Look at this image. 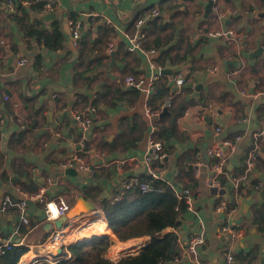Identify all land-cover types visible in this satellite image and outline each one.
<instances>
[{"label": "crops", "instance_id": "0c3cea01", "mask_svg": "<svg viewBox=\"0 0 264 264\" xmlns=\"http://www.w3.org/2000/svg\"><path fill=\"white\" fill-rule=\"evenodd\" d=\"M208 1L57 0V19H44L46 28L59 21L64 31L63 47L53 51L25 38L0 0V117L5 120L0 128V203L5 195L19 200L24 190L38 191L51 178L58 183L53 185L56 189L51 187L48 198L61 195L69 202L66 215L70 219L67 232L71 241L90 237L84 230L104 223L103 232L94 235L107 234L113 240L102 256L105 263L120 264L128 256L139 255L149 247L151 237L120 240L109 228L103 209L105 202L133 200L136 190H140L137 186L116 201L123 182L146 176L150 129L144 112L146 96L126 88L124 78L133 74L148 82L157 73L156 85L167 79L172 86L174 73L190 71L197 78L191 84L201 86L186 85L173 103H185V108L175 113L172 106L162 115L161 135L167 143L168 158L161 179L173 186L180 200L185 189L192 191L197 217L194 221L184 218L180 227L165 230L164 233H175L176 248L173 259L162 264H226L225 252L229 248L235 264H264L263 211L256 213L257 207L264 205V189L251 187L255 179L264 182V135L258 139L261 154L255 178L240 181L239 190L232 180L244 175L243 158L252 148L264 119V94L247 86L251 78L264 77V0H215L213 12L207 16ZM153 9L160 10V15L147 19ZM71 18L80 22L77 43L71 40ZM140 18H146L145 45L156 49L151 56L128 50L125 34L134 30ZM219 31L232 34L215 35ZM111 42L115 43V63L109 51ZM39 54L45 57L41 72L34 67ZM18 55L28 62L19 66ZM152 60L161 66V72L154 71ZM210 67L218 70L209 72ZM165 69L172 74H163ZM188 86L192 89L188 90ZM261 89L264 90V79ZM4 95L9 98L5 100ZM209 104L211 111L207 109ZM91 106L97 109L94 126L84 134L75 114L87 112ZM25 123L27 128L22 127ZM217 127L222 131L217 133ZM170 129L173 132L166 136L165 130ZM56 133L62 137L57 139ZM236 135L243 140L226 165V173L218 177V193L212 194L209 182L214 170L207 164L208 149ZM94 150L106 153L104 162H99L102 160L93 154ZM75 154L84 157L94 171L77 169V176L67 174L62 165ZM86 200L93 201L96 209L88 210ZM223 201L227 209L218 211ZM28 211L33 227L23 235L21 244L29 251L18 264L29 254L37 257L36 264H48L54 250L50 245H40L49 235L39 228L45 222L44 212L38 202L29 204ZM14 212L0 213V243L12 235L17 223ZM198 216L207 230V240L199 248L200 262L180 260ZM225 224L239 230L234 242L221 231ZM140 241L145 245L138 253L108 257L115 245ZM58 253L59 259L70 257L69 251Z\"/></svg>", "mask_w": 264, "mask_h": 264}, {"label": "built area", "instance_id": "2783aa9c", "mask_svg": "<svg viewBox=\"0 0 264 264\" xmlns=\"http://www.w3.org/2000/svg\"><path fill=\"white\" fill-rule=\"evenodd\" d=\"M45 2V7L41 14L55 12L57 13L60 5L57 0H23V4L28 6L34 2ZM136 1V0H135ZM2 4L4 8H6V12L8 14H20V10L15 5V0H3ZM160 10L153 9L146 18H152L160 15ZM146 18H140L135 21L134 30L131 33H126V39L129 41L128 50L129 51H138L145 55L151 56L156 52V49H149L145 45V40L147 39L148 34L144 30V22ZM109 22V21H108ZM70 29H71V40L74 43H77V39L80 36V22L74 18H71L69 21ZM227 34H232V31H219L216 32L215 35L224 36ZM115 43L111 42L109 45V51L114 50ZM28 62L26 58H23L18 55V65L23 66ZM154 71L161 72L162 68L152 60L151 62ZM158 70V71H157ZM218 70L217 67H210L207 69L209 72H216ZM158 79V74L154 73L152 78L145 82L142 78H138L133 74L127 75L124 78V85L126 88H132L139 90L145 93L146 101L144 105V112L146 117L150 123V129L147 138V151H146V176L141 178H128L123 182L122 190L120 191V195L117 196L116 201L120 200L121 197L132 187L137 186L142 192H151L154 189V179L161 178V174L165 170V163L168 158V151L166 150L162 140L159 138V126L161 125L162 115L168 111L174 102V97L177 93H181L183 88L186 85L195 83L197 79L196 76L190 71H180L174 73L172 76V92L171 95L165 100V102L161 103L158 106H153L151 103L152 96L157 92L156 81ZM263 79H250L248 81L247 86L253 90L257 91L258 94L263 93L264 90L261 89L263 86ZM8 95H4V99L7 100ZM209 111L212 110L211 105L207 106ZM96 107L91 106L87 112H77L75 114V119L80 123L84 134H87L93 126V119L96 114ZM185 115L188 114L186 111ZM246 122L247 119H244ZM5 124L4 117H0V128ZM23 128H27L28 124L25 123L22 125ZM222 131V128L217 127L216 132L219 133ZM264 135V119L262 122V129L255 133V141L252 148L246 153L243 158V165L245 167L244 175L240 178H232L233 182H236L235 186H240V181H248L249 178L254 179V174L257 172V166L260 161L261 154V146L258 142V139ZM57 139H60L62 135L60 133L54 134ZM243 137L241 135H236L232 138H225L221 143L215 144L208 149L209 161L208 165L212 166L214 170V176L211 178L209 185L210 186H218L219 181L218 177L222 174L226 173V165L231 160L232 155L236 152L237 146L240 142H242ZM93 154L102 162L105 159V152H100L94 150ZM63 168L66 170L70 167H75L78 170L93 172L94 169L91 165H89L84 157L81 155L75 154L69 160L63 163ZM58 181L52 180L48 178L45 183L39 188L37 192L30 193L27 191H22V198L19 200H13L10 195H5L0 203V213L9 214L14 210L15 215L17 216V223L13 229L12 235L10 238L2 239L0 243V254L3 253L6 249H11L14 245L21 244V242L17 243L16 237H20L21 231L20 227L25 226L28 228L27 233L32 229V221L31 216L29 214V201L38 202L41 206V209L45 215V221H56L62 216L66 215L70 206L68 200L64 196H57L55 198L49 199L47 194L50 191L53 185H56ZM260 190L264 189V182L259 181L258 187ZM181 198L185 200L187 204V211H193L197 214L194 208V197L192 191L190 189H185L181 195ZM55 204L57 209V215L51 210V205ZM227 202L223 201L219 206H217L218 211H224L227 209ZM197 217V215H196ZM199 221L197 222L195 230L189 236L187 242L183 247V252L180 260H184L187 258H191L192 261L196 263L200 262L199 256V248L206 242L207 240V230L204 225L203 219L198 216ZM69 224V223H68ZM68 224L63 226L62 228H55L53 231L49 232V235L46 239L40 243L41 246L50 245L54 250V257L51 258L47 263L48 264H56L62 259H67L69 257H65L59 259L58 258V250L60 249L64 251H68V247L74 243L71 241L70 234L67 232ZM223 233H228L230 236L231 242H234L240 235L239 230L233 228L230 225H224L221 230ZM25 233V234H27ZM226 255V264H235V256L230 248L225 252ZM32 260L33 264L38 262L36 256L30 258V260L26 261L25 264H29Z\"/></svg>", "mask_w": 264, "mask_h": 264}, {"label": "trees", "instance_id": "16d2710c", "mask_svg": "<svg viewBox=\"0 0 264 264\" xmlns=\"http://www.w3.org/2000/svg\"><path fill=\"white\" fill-rule=\"evenodd\" d=\"M15 5L20 10V14H9L8 16L24 34L25 38L35 40L42 49L57 51L63 47L65 37L60 22L55 21L51 28H46L44 19L40 17L45 2H34L25 6L23 0H15ZM4 10L6 11V8ZM158 43L159 41H157ZM44 59V55L39 54L34 62V67L39 72L42 71ZM169 82L166 79L163 84L157 83V92L151 99L153 106L165 102L168 96L171 95L172 86ZM187 88L188 90L192 89L190 86ZM107 91L109 92V90ZM116 96L121 97L120 95L114 97ZM185 106V103L174 104L172 109L175 113H178ZM173 124L175 126V120H173ZM162 131L163 128L160 125L159 138L165 146L167 143L161 135ZM172 132L173 129L165 130L166 136H170ZM261 168L264 171V161ZM259 181V179H255L251 182V187L257 188ZM223 183H226V181ZM241 185L245 186L244 183ZM26 189H28V186H26ZM154 189L145 193L137 189L135 197L131 201L122 198L114 204L105 202L103 205L108 226L120 240L127 241L144 235L151 237L148 248L137 256H128L120 264H162L170 256L169 250L172 243L176 241V236L172 231L169 233L164 232L169 227L178 228L184 223V214L188 210L187 204L184 199L180 200L176 196L173 186L161 178L154 179ZM28 191L37 192V189H28ZM259 211H263L261 220L264 226V205L257 207L256 213L259 214ZM20 231V237H23L28 228L21 226ZM112 244L113 240L107 234L83 237L68 247L70 257L62 259L56 264H107L102 256ZM28 251L29 247L26 245H14L11 249H6L0 254V264H18ZM64 252L67 253V251Z\"/></svg>", "mask_w": 264, "mask_h": 264}, {"label": "water", "instance_id": "95a60500", "mask_svg": "<svg viewBox=\"0 0 264 264\" xmlns=\"http://www.w3.org/2000/svg\"><path fill=\"white\" fill-rule=\"evenodd\" d=\"M214 6H215V0H209L208 3L206 4V7H205V11H206V15L208 16L210 13L213 12V9H214ZM41 18L45 19V20H51V19H57V13L55 12H50V13H44V14H41L40 15ZM202 37H204L205 39H208V36L202 34ZM259 51H261V48H259ZM111 55H112V59H113V63H115L114 59H115V52H111ZM163 74H167V75H171L172 74V71L170 69H165L163 72ZM191 87H193L194 85L193 84H190ZM201 86V84L199 85H195L194 87L195 88H199ZM100 163H102V161H99ZM66 173L69 174V175H72V176H77L78 175V170L75 168V167H70L68 169H66ZM53 189H56V186H53ZM219 191V188L215 187V186H211L209 188V192H211L212 194H217ZM84 195H81L80 198L83 199ZM86 203H87V209L89 210H95L96 209V204L91 201V200H86ZM29 204H34V202L32 201H29ZM41 212H43V210L41 209ZM195 212L193 211H187L185 214H184V218L186 220H189V221H194L195 219ZM69 218L67 215H64L62 216L61 218H59L58 220L56 221H49V220H46L45 222H43L39 228L43 231V234L44 233H49L51 231H53L55 228H62L63 226H65L66 224L69 223ZM22 239L21 238H18L17 239V243L21 242ZM175 248H176V241H174L170 247V250H169V259H173V254L175 252ZM63 250L60 249V252H62Z\"/></svg>", "mask_w": 264, "mask_h": 264}, {"label": "bare ground", "instance_id": "6f19581e", "mask_svg": "<svg viewBox=\"0 0 264 264\" xmlns=\"http://www.w3.org/2000/svg\"><path fill=\"white\" fill-rule=\"evenodd\" d=\"M51 210L54 212L55 215H57V209H56V206L55 204H52L51 205ZM94 212H97V211H94ZM93 212V213H94ZM99 212V211H98ZM100 213V212H99ZM99 216V215H98ZM101 216V214H100ZM101 218V217H100ZM102 219V218H101ZM106 221V220H105ZM91 223V222H90ZM94 223V221H93ZM87 228V227H86ZM104 230V223H101V224H98L95 225V226H92L86 230H84V234H91V235H94V234H99L100 232H103ZM90 235V236H91ZM88 236V235H87ZM135 241V240H134ZM118 244V243H117ZM145 244H143V242H138V243H131V244H126L124 246L122 245H118L119 247L116 246L115 249L112 250V252L110 253L109 257L110 258H117L120 254L121 255H124V254H136L139 252V250H141L142 246H144ZM26 257V256H25ZM21 264V263H20ZM31 264V263H30Z\"/></svg>", "mask_w": 264, "mask_h": 264}, {"label": "rangeland", "instance_id": "374dc122", "mask_svg": "<svg viewBox=\"0 0 264 264\" xmlns=\"http://www.w3.org/2000/svg\"><path fill=\"white\" fill-rule=\"evenodd\" d=\"M50 247H52V246H50ZM33 254H29L27 257H25L24 258V260L22 261L23 263L22 264H25L26 263V261H28V260H30V256H32ZM109 257V256H108ZM110 258V257H109ZM110 259H113V258H110Z\"/></svg>", "mask_w": 264, "mask_h": 264}]
</instances>
